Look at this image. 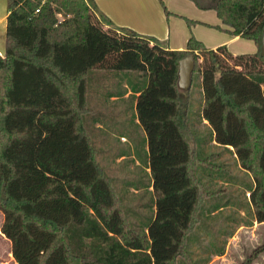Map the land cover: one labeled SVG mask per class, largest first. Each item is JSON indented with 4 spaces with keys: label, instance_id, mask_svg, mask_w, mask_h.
Segmentation results:
<instances>
[{
    "label": "trees",
    "instance_id": "trees-1",
    "mask_svg": "<svg viewBox=\"0 0 264 264\" xmlns=\"http://www.w3.org/2000/svg\"><path fill=\"white\" fill-rule=\"evenodd\" d=\"M190 1L213 10L222 23L214 27L254 41L257 51L207 48L193 36L183 50L164 48L112 25L94 0H7L0 54V231L15 264H208L224 254L225 239L204 251L189 245L204 202L215 193L197 175L207 158L186 135L182 101L189 100L190 88L180 95L178 71L189 55L191 85L197 74L202 89L199 122L207 121L210 143L231 147L251 173L247 203L254 220L264 223V0ZM90 70L144 77L135 109L154 198L145 232L124 216L85 126ZM234 231L222 235L227 239ZM263 251L264 243L241 264Z\"/></svg>",
    "mask_w": 264,
    "mask_h": 264
},
{
    "label": "rangeland",
    "instance_id": "rangeland-1",
    "mask_svg": "<svg viewBox=\"0 0 264 264\" xmlns=\"http://www.w3.org/2000/svg\"><path fill=\"white\" fill-rule=\"evenodd\" d=\"M184 20L187 24L186 19ZM214 26L211 24L202 25L203 28L215 31ZM191 35L196 38L192 33ZM213 40L215 38L212 36L206 37L207 42ZM201 42L206 46L203 41ZM159 44L165 46L166 42ZM239 44L244 45L240 46ZM249 44L255 43L243 38L232 44L231 52L238 51L235 54L255 52L247 50ZM136 75L137 72L133 71L90 70L87 89L89 106L93 112L85 116L84 123L92 137V143L98 149L100 164L114 179L124 216L131 227L145 232L146 225L154 214L153 193L148 188L150 173L145 170L147 155L145 143L147 140L140 125L133 122L132 109H129L128 100L122 99L121 84L123 77L127 78V81L130 80V83L136 82ZM138 82H144V77L139 76ZM187 93L190 96L187 119L192 126L190 132L187 133V138L190 137L195 144L198 156L207 158L205 163L197 167V175L206 188L215 192L204 202L200 224L190 237L194 243H189V245H192L190 246L192 250L197 248L204 251L217 247L219 238L225 239L224 254L213 256L208 264H241L254 248L264 243V223L254 220L252 207L247 203L250 194L248 187H253V178L249 171L240 166L233 154L209 142L210 128L199 122L202 101L199 75H194L192 85ZM111 94L117 95L119 100L109 101ZM102 110L111 111L112 115H116L114 121L117 123L113 124V148L110 152L104 144L99 145V136L102 130L98 128L96 120ZM103 126L105 129L109 128V124L106 122ZM121 133H126L130 137H128V142L123 145L117 141V137ZM126 149L132 153L127 158L128 160L121 164L114 163V153ZM102 152H106V154L103 155ZM131 160H138L139 165L132 164L131 167L134 168L129 172L127 168L130 166ZM219 206L222 207L216 212L209 213ZM239 208L242 210H238ZM2 221L3 215L0 212V226ZM226 229L235 230L233 236L227 239L222 235ZM10 248V241L0 231V264H15ZM251 264H264V251Z\"/></svg>",
    "mask_w": 264,
    "mask_h": 264
},
{
    "label": "crops",
    "instance_id": "crops-1",
    "mask_svg": "<svg viewBox=\"0 0 264 264\" xmlns=\"http://www.w3.org/2000/svg\"><path fill=\"white\" fill-rule=\"evenodd\" d=\"M161 1L163 3L165 2L164 5H166L165 7L167 8V10L169 9L168 10L170 12L169 14H166L164 12V9L160 3ZM94 2L97 9L100 12H102L107 18H109L112 25L116 27L129 28L141 35L151 38L152 40L151 42H153L154 40L157 41L158 43L166 42L165 46H163L162 44L161 46L171 50L185 49L186 41H188L189 37L192 36L191 33L196 38L203 41L206 44L207 48H212V49L216 48L217 46L225 44L227 48L231 51L232 44H235L237 41L243 39L238 35H232L216 27L213 28L215 29V31L208 30L207 28H203L202 25L205 24L222 26V23L213 10L199 9L190 0H94ZM6 17H7V0H0V54L2 55L5 50ZM184 17L194 20L195 23L191 26H187L184 20L186 18ZM207 36H212L215 38V40L211 42H207L206 41ZM239 45L243 46L244 44H239ZM247 50L256 52L257 47L255 44H249ZM237 52L238 51H234L232 53L235 54ZM138 77L139 74L137 73L135 77L136 82L134 83H130V80L127 81L128 79L125 77H123L121 80L122 81L121 84L123 88L122 99L128 100L129 109H132V119L134 124L136 125L139 124L135 109L136 98L139 94L138 90L141 88V85L143 84V82L142 83L138 82ZM86 94H87V102H88V89ZM117 100H119V97L117 95L111 94L109 96V101L115 102ZM188 101H189L188 98H183L182 101V112L186 114L188 112V103H189ZM88 107L90 108L89 102H88ZM92 112L93 110L90 108V111L86 115L91 114ZM115 116L116 115H112L111 111L107 112L106 110H102L100 112V116L96 120L98 122L97 123L98 128L102 130V133L99 136V145L101 146L102 144H104L109 152L113 148L112 147L113 146L112 140L114 138L113 124L115 125L117 123V122L115 123L114 121ZM104 122L109 124L108 129L104 128L103 126ZM202 124L206 125L207 121L202 119ZM189 126H190L189 127V132H190L192 128L190 123ZM143 133L145 134L144 130ZM128 137L129 136H127L126 133H121L117 137L118 138L117 141L121 145L126 144L128 142V139L130 138ZM188 138L190 139L191 144L196 149V146L191 140V138L190 137ZM211 144L217 147H221L225 149L224 151H229L230 154H233L231 152L232 148L229 146H228L229 149L223 146H218L214 140H212ZM145 149H147V155L145 158V168H146L145 170L150 173L149 164H148L147 142L145 143ZM102 154L105 155L106 152H102ZM114 154H115V156L113 155L114 163L121 164L124 161L128 160L127 158L130 157L132 153L131 151L126 149L124 151L118 150ZM234 155L235 154H233V156ZM97 157H98V149H97ZM132 164L138 166L139 162L138 160H133V161L131 160V164L127 168L129 172L134 168L131 167ZM112 180L114 182L113 178ZM148 181H149L148 188L150 191H152L151 174H149Z\"/></svg>",
    "mask_w": 264,
    "mask_h": 264
},
{
    "label": "water",
    "instance_id": "water-1",
    "mask_svg": "<svg viewBox=\"0 0 264 264\" xmlns=\"http://www.w3.org/2000/svg\"><path fill=\"white\" fill-rule=\"evenodd\" d=\"M261 52L264 55V33H263V41L261 46ZM194 68V58L192 55H189L179 62V79L178 86L181 89L180 95L182 97H186L185 91L190 88L191 85V73Z\"/></svg>",
    "mask_w": 264,
    "mask_h": 264
},
{
    "label": "built area",
    "instance_id": "built-area-1",
    "mask_svg": "<svg viewBox=\"0 0 264 264\" xmlns=\"http://www.w3.org/2000/svg\"><path fill=\"white\" fill-rule=\"evenodd\" d=\"M36 11H38V9Z\"/></svg>",
    "mask_w": 264,
    "mask_h": 264
}]
</instances>
